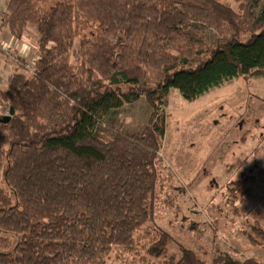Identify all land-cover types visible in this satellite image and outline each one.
Here are the masks:
<instances>
[{
  "label": "trees",
  "instance_id": "obj_1",
  "mask_svg": "<svg viewBox=\"0 0 264 264\" xmlns=\"http://www.w3.org/2000/svg\"><path fill=\"white\" fill-rule=\"evenodd\" d=\"M261 1L6 0L0 27L33 24L38 49L34 72L0 87V264H99L132 247L155 214L166 97L264 77ZM191 22L219 37L204 44ZM139 98L142 130L112 118ZM164 264L208 262L181 246ZM209 264L264 263L218 251Z\"/></svg>",
  "mask_w": 264,
  "mask_h": 264
},
{
  "label": "rangeland",
  "instance_id": "obj_2",
  "mask_svg": "<svg viewBox=\"0 0 264 264\" xmlns=\"http://www.w3.org/2000/svg\"><path fill=\"white\" fill-rule=\"evenodd\" d=\"M42 1L48 10L59 0ZM263 5L261 1L254 10L256 16ZM186 30L206 45L219 37L199 22ZM37 39L33 24L26 25L21 37L0 27V48H6L0 49V87L15 72H34ZM114 42L113 36L107 39L109 45ZM78 43L77 38L74 51ZM165 100L153 219L139 229L130 249L113 250L99 264H164L181 246L197 251L208 264L218 251L241 257L251 244L249 235L257 234L254 219H264V77H240L193 102L171 89ZM150 113L146 100L139 98L112 118L140 131ZM1 169L0 161V174Z\"/></svg>",
  "mask_w": 264,
  "mask_h": 264
},
{
  "label": "crops",
  "instance_id": "obj_3",
  "mask_svg": "<svg viewBox=\"0 0 264 264\" xmlns=\"http://www.w3.org/2000/svg\"><path fill=\"white\" fill-rule=\"evenodd\" d=\"M5 2H6V0H0V13L4 10ZM2 34H3V32H2ZM4 68H6V72H8V65H5ZM263 136H264V134H263ZM243 169L246 170L245 168H243ZM239 170H241V168L237 169V171H239ZM251 170L252 169H247V173H250ZM231 177L234 178V175H231ZM238 222H242V221L238 220ZM253 224H257L258 228L260 229V234L258 233V230L255 229V231H257V234L252 233V235H249V240L251 241L250 242L251 244H249L247 253H246V255H244V257L252 258V259L256 260L257 262L264 263V236L261 235V232H264V219L260 220V218L258 216L257 218L254 219ZM244 231H246V230L244 229ZM242 241L243 240H241V242Z\"/></svg>",
  "mask_w": 264,
  "mask_h": 264
},
{
  "label": "water",
  "instance_id": "obj_4",
  "mask_svg": "<svg viewBox=\"0 0 264 264\" xmlns=\"http://www.w3.org/2000/svg\"><path fill=\"white\" fill-rule=\"evenodd\" d=\"M13 113H14V110H13L12 107H10L9 115L4 116V118H2V122H7V121L10 119V117H11V115H12Z\"/></svg>",
  "mask_w": 264,
  "mask_h": 264
},
{
  "label": "built area",
  "instance_id": "obj_5",
  "mask_svg": "<svg viewBox=\"0 0 264 264\" xmlns=\"http://www.w3.org/2000/svg\"><path fill=\"white\" fill-rule=\"evenodd\" d=\"M1 47H3V46H1ZM0 49H3V51H4L6 48H0Z\"/></svg>",
  "mask_w": 264,
  "mask_h": 264
}]
</instances>
